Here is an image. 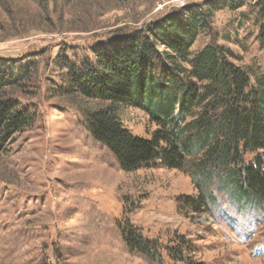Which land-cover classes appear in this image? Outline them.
Returning <instances> with one entry per match:
<instances>
[{"label": "rangeland", "instance_id": "rangeland-1", "mask_svg": "<svg viewBox=\"0 0 264 264\" xmlns=\"http://www.w3.org/2000/svg\"><path fill=\"white\" fill-rule=\"evenodd\" d=\"M169 1L0 0V65L30 71L13 95L35 118L0 149V264H157L127 243V229L163 264H264V209L214 193L208 211H192L184 202L197 191L187 174L122 171L86 130L82 112L96 103L64 90L58 62L78 64L92 48L144 31L169 13ZM212 22L191 54L216 44L233 64L264 75L255 11L223 10ZM119 117L139 138L154 130L140 110ZM173 249L182 261L168 258Z\"/></svg>", "mask_w": 264, "mask_h": 264}, {"label": "trees", "instance_id": "trees-1", "mask_svg": "<svg viewBox=\"0 0 264 264\" xmlns=\"http://www.w3.org/2000/svg\"><path fill=\"white\" fill-rule=\"evenodd\" d=\"M248 6L255 11L257 42L264 50V0H207L170 10L144 31L133 29L96 46L91 58L78 64L58 62L66 71L65 92L97 105L82 112L92 139L124 172L161 168L187 174L197 191L184 202L192 211H208L214 193L238 206L264 209V75L252 76L233 64V54L216 44L190 52L216 13ZM29 76L30 71L9 74L0 65V149L35 120L13 95ZM123 108L148 117L154 126L149 138L123 126ZM124 238L163 264L149 242L129 229ZM178 254L173 249L167 256L182 261Z\"/></svg>", "mask_w": 264, "mask_h": 264}, {"label": "built area", "instance_id": "built-area-1", "mask_svg": "<svg viewBox=\"0 0 264 264\" xmlns=\"http://www.w3.org/2000/svg\"><path fill=\"white\" fill-rule=\"evenodd\" d=\"M207 0H170L167 2L163 8L167 11L173 10V9H181L191 4H198L205 2Z\"/></svg>", "mask_w": 264, "mask_h": 264}]
</instances>
